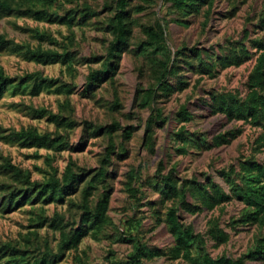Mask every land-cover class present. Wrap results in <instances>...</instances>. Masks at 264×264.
Masks as SVG:
<instances>
[{"label": "clouds", "instance_id": "clouds-1", "mask_svg": "<svg viewBox=\"0 0 264 264\" xmlns=\"http://www.w3.org/2000/svg\"><path fill=\"white\" fill-rule=\"evenodd\" d=\"M7 3L24 91L39 53L59 71L36 105L42 171L0 176V198L47 189L10 217L43 227L8 232L27 251L0 264H264V0Z\"/></svg>", "mask_w": 264, "mask_h": 264}, {"label": "rangeland", "instance_id": "rangeland-1", "mask_svg": "<svg viewBox=\"0 0 264 264\" xmlns=\"http://www.w3.org/2000/svg\"><path fill=\"white\" fill-rule=\"evenodd\" d=\"M4 1L7 2V0ZM22 15L23 10L20 8H13L10 6L7 9L0 8V28H2L4 24L9 25L8 29L0 32V72L6 80L0 95V176H8L10 180L18 179L24 174L25 169L28 168L33 170V174L42 171V150L49 148L52 145L38 146L32 144L29 139L21 134V132L35 130L40 134V128L44 123V121L41 120V117L43 116V113L47 111L44 107H36L38 103H44L43 98L41 97V88L45 85L51 86L52 84H55V77L49 76L48 73L54 74L59 71L56 61H37L45 64V75L40 77L35 84V87L40 86L39 93L34 94L32 91L33 89L26 93L22 88V85L32 79V74L26 73L24 76L13 74L15 66L13 57L16 56L18 49L23 45L17 43L20 38V33L15 32L12 29L18 27V25L11 20L12 17L18 19ZM5 17H8V19H5ZM252 45L255 49H260L259 46H264V40H253ZM245 55L248 59H251L253 54L248 53V51L245 50ZM65 56L67 58L68 54L66 53ZM21 59L28 58L21 57ZM245 62L240 64L237 71L242 70ZM225 71H232V69L226 68ZM13 85H15V87H12ZM10 87H12L11 91H9ZM57 92H59V90H57ZM20 97H25V99H20ZM28 108H31V114L24 111V109ZM77 110L79 109L77 108ZM37 121H40V123H36ZM6 164L14 165L18 172L8 169ZM11 187V184L0 183V190ZM49 187H51V184H49ZM46 190L47 189H41L40 192L37 193V196L33 197L32 192L35 191V188H32L31 190L27 188H16L0 198V211L4 213V215H0V239L7 236L8 232L22 226L32 229L43 227V221H36L29 223L28 225H22L20 220L12 219L10 217L17 214V210L21 209L24 204L30 202L35 203L37 198ZM6 216L9 218H6ZM51 226L52 225H49V227ZM26 251L27 250L13 248L9 244H0V258L4 256L16 258L25 255ZM37 264H46V262L41 260L37 261ZM47 264H53V262L48 261Z\"/></svg>", "mask_w": 264, "mask_h": 264}, {"label": "trees", "instance_id": "trees-1", "mask_svg": "<svg viewBox=\"0 0 264 264\" xmlns=\"http://www.w3.org/2000/svg\"><path fill=\"white\" fill-rule=\"evenodd\" d=\"M8 7L9 6H8L7 2H5L4 0H0V8L7 9ZM259 48L261 50H264V46L263 45L262 46H259ZM39 55L41 57L47 56L48 59L47 60H38V61H43V62L51 61V62H55L56 60L53 59L52 57H54V56H56L58 54H55V53H39ZM36 56H37V53H32V57H36ZM262 59H264V57H262ZM5 81L6 80L2 76V73L0 72V95L2 93V90H3V87H4ZM39 89H40V86L34 87L32 91H33L34 94H38L39 91H40ZM21 134L24 135L25 138L29 139L30 140V143L36 144L38 146H43V145L50 146L53 143V140L47 138L46 135H44V136L40 135L35 130L24 131V132H21ZM6 166L8 167V169H10L12 171H15V172H18V170L16 169V167L14 165H12V164H6ZM51 187H52V185H51ZM54 191H55V189L53 188V192ZM108 203H109V198L106 196L105 197V200H104V203L101 205V210H102V212H101V218L103 216V210L107 208ZM222 264H223V262H222ZM228 264H230V262H228Z\"/></svg>", "mask_w": 264, "mask_h": 264}]
</instances>
